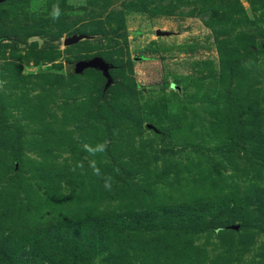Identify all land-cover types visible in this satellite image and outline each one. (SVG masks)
<instances>
[{
	"label": "rangeland",
	"instance_id": "obj_1",
	"mask_svg": "<svg viewBox=\"0 0 264 264\" xmlns=\"http://www.w3.org/2000/svg\"><path fill=\"white\" fill-rule=\"evenodd\" d=\"M262 41L264 0H0V264H264Z\"/></svg>",
	"mask_w": 264,
	"mask_h": 264
},
{
	"label": "trees",
	"instance_id": "obj_2",
	"mask_svg": "<svg viewBox=\"0 0 264 264\" xmlns=\"http://www.w3.org/2000/svg\"><path fill=\"white\" fill-rule=\"evenodd\" d=\"M255 194L253 195V199H251V201H249L248 203H249V205L253 204L257 208V210H262V214H264V195H263V193H259V194L255 193ZM221 199L217 200L215 204L213 203L214 205H211L212 203L209 204L208 203L209 201H207V200H206L207 202L205 203L206 206H208L207 208H208L209 213L213 214L214 212H216V214L213 217V219L216 220L215 225H220V223L218 221L220 219L218 217H220V218L224 217L225 219H226V217H235V218H237V220H239L241 222L240 223L241 224L240 225V231H243V232L247 231L249 229V227H248L249 222L245 223L246 218H245L244 213H243V208L245 206H247L248 203L246 202L244 204L245 205L244 206L239 200V202L244 207L236 204L238 210H235V206H234V203L232 200H226L225 201V199H222V200ZM196 206L197 205L184 206L183 207L184 210L181 212V214L184 215L186 212L185 208L194 207L188 211L189 213H188V216L186 217V219L189 220L191 225H196L198 222H201V220H203V218L205 217L204 214L200 213L199 209H197ZM225 219H221V220L225 221ZM229 233L231 234L232 231H230ZM229 245L231 246L230 243H229Z\"/></svg>",
	"mask_w": 264,
	"mask_h": 264
},
{
	"label": "water",
	"instance_id": "obj_3",
	"mask_svg": "<svg viewBox=\"0 0 264 264\" xmlns=\"http://www.w3.org/2000/svg\"><path fill=\"white\" fill-rule=\"evenodd\" d=\"M155 34H164L163 32L155 31ZM261 46H264V41H262ZM108 64L104 62L99 56H93L87 60L76 61L72 67L71 72L73 74L81 73L84 69L96 67L102 73L107 74ZM150 125H147L149 127Z\"/></svg>",
	"mask_w": 264,
	"mask_h": 264
}]
</instances>
